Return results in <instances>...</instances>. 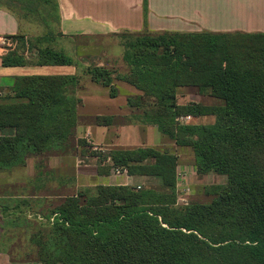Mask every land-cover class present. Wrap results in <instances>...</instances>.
<instances>
[{
	"label": "trees",
	"instance_id": "trees-1",
	"mask_svg": "<svg viewBox=\"0 0 264 264\" xmlns=\"http://www.w3.org/2000/svg\"><path fill=\"white\" fill-rule=\"evenodd\" d=\"M117 37L127 71L89 65L84 74L110 88L111 97L118 94L115 80L141 91V97L128 99L129 107L140 111L134 117L157 127L176 146L190 149L199 176L215 173L227 182L206 188L209 202L180 205L177 156L152 148L94 152L85 140H77L80 76L17 77L12 96L3 97L0 90V173L24 168L32 157L68 155L79 146L86 149L85 156L98 159L99 175L126 171L158 183L99 185L66 197L45 215V224L28 223L33 230L28 245L34 251L26 253L36 259L25 260L264 264V33ZM19 39L16 50L2 58L4 67L75 65L60 50L38 47L43 37ZM191 87L217 103L179 104V89ZM188 115L213 116L215 122H178ZM105 121L110 118L96 119ZM1 214L6 226L9 219L6 212ZM24 220L18 216L10 222L26 228Z\"/></svg>",
	"mask_w": 264,
	"mask_h": 264
},
{
	"label": "crops",
	"instance_id": "crops-1",
	"mask_svg": "<svg viewBox=\"0 0 264 264\" xmlns=\"http://www.w3.org/2000/svg\"><path fill=\"white\" fill-rule=\"evenodd\" d=\"M11 2L14 3L10 5L6 1H0L1 96H12V87L17 77L75 76L74 66L4 67L2 65V58L16 50L19 38L24 37L27 41L32 32L29 21L23 19V16L27 18L26 13L21 16L18 11L20 8L13 7L17 1ZM53 2L57 13L56 34L70 38L72 36H118L125 33H264V0H53ZM26 56L28 59L31 58L30 54L26 53ZM81 85L83 86L77 91V96L82 101V106L77 112L79 116L77 140L87 139L93 146H99L107 152L152 148L177 156V185L180 202L181 199L186 198L188 204L190 203L191 188L190 192L185 194L182 189L190 186L191 180L195 177L204 181L211 175H215L220 177L221 182L223 181L224 176L215 173L199 176L193 152L188 148L176 146L174 142L163 136L157 127L143 123L127 125L120 122L124 118L140 121L139 118L134 117L140 111L130 108L128 99L141 97L143 95L141 91L123 81L115 80L114 86L118 94L116 97H111L110 88L101 86L91 79L87 80L86 86L81 79ZM190 93L196 98L202 97L197 88H181L178 91V103L184 105L190 102H203L199 99L181 101L180 96L184 97ZM97 118H110V121L100 124L97 122L95 124L93 120L91 123H81L87 122L84 121L86 119L96 121ZM207 118L211 121L208 124L215 122V117L203 116L195 118L193 124L207 125L201 124V120ZM78 154L72 157L68 155L32 157L27 160L24 168L0 173L1 218H3L1 213L6 212L5 216L12 220L23 216V220L38 226L45 224L47 221L45 215L52 207L58 205L61 199L77 194L82 189H94L99 185L146 186L150 180L147 177L130 176L127 172L117 174L116 171L100 176L95 171L88 176L79 165ZM45 166L52 172L57 169L63 175L59 174L47 179L42 172L46 169ZM70 167H74V176H67L65 173ZM71 179L73 182L67 183ZM50 181L53 182L52 187L48 186ZM21 224H13L10 220L6 222L8 237L11 238L7 240L11 246L6 251L0 250V264H42L37 261L15 260L11 255L34 251L28 245L32 227L28 226V222L26 228Z\"/></svg>",
	"mask_w": 264,
	"mask_h": 264
},
{
	"label": "rangeland",
	"instance_id": "rangeland-1",
	"mask_svg": "<svg viewBox=\"0 0 264 264\" xmlns=\"http://www.w3.org/2000/svg\"><path fill=\"white\" fill-rule=\"evenodd\" d=\"M17 1V3L13 4L14 6L19 7L20 9V15L23 16L26 13L27 18L23 16V19L26 21H29L30 27L32 28L31 36L28 38L29 40L35 41L39 38L43 37L45 39L43 44L38 43L39 46H49L53 49L60 50L67 54L69 57H71L75 65V75L80 76L83 80L84 86H86L87 80H90L87 75L84 74L85 68H87L89 65H98V64H104L109 69L117 70L120 73H125L127 71L125 62L123 60L124 55V48L122 46V41L117 36H72L65 37V36H57V27H56V21H57V13L55 11V4L53 0L45 1V0H13ZM23 8V10H21ZM25 22V21H24ZM34 35V36H32ZM33 44H36L32 42ZM4 48V47H3ZM83 86L80 84V87ZM186 93V92H185ZM181 101H189V100H196L199 99L204 104H216L217 101L214 98L208 97L207 95H202V97L194 96V94L190 93L187 96H180ZM82 106H79V108ZM78 108V110H79ZM96 124V121L94 119H86L84 121L87 122H80L81 123H91V121ZM79 121V116H78ZM121 123H126L127 125H139L140 121H135L133 118L127 119L124 118L123 120H120ZM211 121L207 118L204 120H201V124H208ZM80 123V124H81ZM194 123V122H193ZM79 125V124H78ZM78 128L76 129V135H77ZM83 140V139H82ZM87 144L89 145L88 150L94 151V152H106L99 146H93L89 140L85 139ZM97 148V149H95ZM86 149H83L81 147H77L73 149L68 156H76L78 153V161L79 165L84 172H86V175H90V173H94L95 171L99 175V162L96 157L91 156H85L84 151ZM46 157V156H43ZM41 157V158H43ZM45 170H42V172L45 173V177L47 179L54 178L56 175H63L59 170H55L52 172L50 168H47L45 166ZM19 170V168L14 169ZM67 176H74V167H70V169H67V172H65ZM54 174V175H53ZM100 176V175H99ZM220 177H216L215 175H211L209 178H207L204 181H200L199 178L195 177L194 180H191L190 186H185L183 190V194L187 193L190 188V196H191V202L192 201H198V202H209L211 198L206 197L205 190L207 187L211 186H217V185H225L227 182L226 177L221 182L219 180ZM70 181L73 182V180H68L67 183ZM65 183V181H63ZM157 181L155 180H148L146 186H157ZM53 182L50 181L48 183V186L52 187ZM180 194V193H179ZM182 194V193H181ZM62 200V199H61ZM180 205H186V204H180ZM188 205V204H187ZM7 218V217H6ZM17 218V217H16ZM15 218V219H16ZM9 220H12L11 218H7ZM3 218L0 216V245L3 247L0 249H7L11 246L9 241L7 239H11L8 237V231L6 230V226H3L2 221ZM31 221V220H30ZM28 223H31L28 221ZM5 227V228H4ZM1 247V246H0ZM15 260H25L27 258H34L36 259V254H11Z\"/></svg>",
	"mask_w": 264,
	"mask_h": 264
},
{
	"label": "built area",
	"instance_id": "built-area-1",
	"mask_svg": "<svg viewBox=\"0 0 264 264\" xmlns=\"http://www.w3.org/2000/svg\"><path fill=\"white\" fill-rule=\"evenodd\" d=\"M194 120H195V118L192 117V116H190V115H188V116H181V117L178 118V122L180 124H192ZM95 149H97V148H95ZM116 172H117V174L123 173L121 171H116ZM187 192H189V190ZM180 203L187 205L188 204V201L186 200V198H184V199H181V202Z\"/></svg>",
	"mask_w": 264,
	"mask_h": 264
}]
</instances>
